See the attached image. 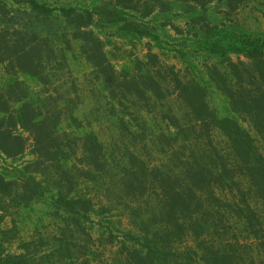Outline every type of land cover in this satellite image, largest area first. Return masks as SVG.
I'll list each match as a JSON object with an SVG mask.
<instances>
[{
  "label": "trees",
  "instance_id": "trees-1",
  "mask_svg": "<svg viewBox=\"0 0 264 264\" xmlns=\"http://www.w3.org/2000/svg\"><path fill=\"white\" fill-rule=\"evenodd\" d=\"M247 1L0 0V159L31 157L0 167V264H264V38L217 40L204 16L213 2L229 14ZM174 3L194 33L185 37L203 34L199 72L148 53L117 74L98 32L163 49L144 20ZM74 44L111 102V145L76 116ZM210 87L227 115L209 105Z\"/></svg>",
  "mask_w": 264,
  "mask_h": 264
},
{
  "label": "rangeland",
  "instance_id": "rangeland-1",
  "mask_svg": "<svg viewBox=\"0 0 264 264\" xmlns=\"http://www.w3.org/2000/svg\"><path fill=\"white\" fill-rule=\"evenodd\" d=\"M8 3L11 0H7ZM46 3L56 6L64 4H71L83 6L90 4L89 0H44ZM183 12V7L180 4H173L170 13L165 15H156V17H150L144 20V23L158 28L154 31L157 35L160 45L163 49H160L156 43L149 39L143 38L142 40H135L130 37H118L113 35V30H104L99 33V37L105 42V51L107 57L113 66L117 74H122L123 72H131L135 66L136 61H145L146 55L148 53L157 55L161 64H166L168 66H175L177 69L183 71L188 66L190 68H195L193 73H198L196 67H200L203 64V52L198 49V44L204 39L199 34L195 38L185 37L186 35H194L192 29L186 23V19L181 16ZM205 21H207L212 27L216 29L213 30L212 35H214L217 40L223 39L222 35H240L251 37V38H264V0H248L245 7L237 9L232 13H227L226 10L217 2L211 3L207 7L205 12ZM157 18L156 22L155 19ZM176 29L181 31L176 32ZM210 34V35H211ZM108 41V43L106 42ZM74 52L69 54V65L76 79L77 84L80 87V104L76 110V116L79 117L83 123L84 131H93L98 138L105 144L111 145L112 140L116 136V130L113 126L114 117H110L107 113L109 104L103 94H100L99 84L94 81L93 76L89 75L91 68L77 52V45L74 44ZM181 51L183 54H180ZM230 59L236 61L237 59L244 60L242 56L229 54ZM188 60L191 64H185L183 61ZM196 66V67H195ZM185 72V71H184ZM6 78L3 75L2 70H0V82L2 79ZM27 84L31 88V92H36L40 85L32 79H28ZM98 88V90H96ZM96 90L93 96L90 90ZM96 96H98L96 100ZM208 102L209 105L215 109L219 116L227 115V106L225 100L211 87L208 88ZM98 111L96 112V110ZM92 112V113H91ZM242 126L247 129L248 125L242 124ZM65 129V124L62 127ZM68 131V130H67ZM84 131H77L76 133H84ZM253 135V131L250 130ZM216 141L221 142V137L215 135ZM157 159L164 160L163 155H155ZM31 160V157L26 155L21 159L12 162L11 160L0 159V167H21L24 163ZM82 190V188H81ZM39 209V208H37ZM114 215V212H113ZM36 217H42L38 214V210L32 214V221L35 222ZM109 217H113L110 216ZM113 221H117L116 217L112 218ZM42 220V219H41ZM97 221V219H94ZM43 224H47L48 220L43 219ZM104 222L100 223L102 227L105 225ZM101 226L97 224L96 231L100 233ZM129 226L125 219H122L121 223L116 225L115 236L119 237L121 232H126L129 230ZM102 232V230H101ZM96 234V233H95Z\"/></svg>",
  "mask_w": 264,
  "mask_h": 264
}]
</instances>
